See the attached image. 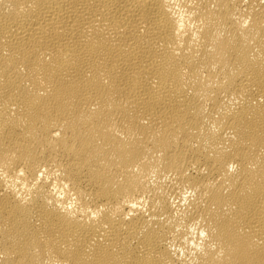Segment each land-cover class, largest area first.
<instances>
[{"label": "bare ground", "instance_id": "obj_1", "mask_svg": "<svg viewBox=\"0 0 264 264\" xmlns=\"http://www.w3.org/2000/svg\"><path fill=\"white\" fill-rule=\"evenodd\" d=\"M0 264H264V0H0Z\"/></svg>", "mask_w": 264, "mask_h": 264}]
</instances>
